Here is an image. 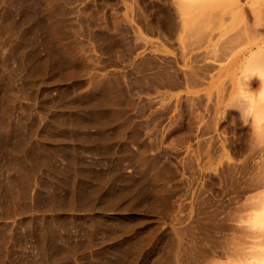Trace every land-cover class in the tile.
<instances>
[{
  "label": "rangeland",
  "instance_id": "obj_1",
  "mask_svg": "<svg viewBox=\"0 0 264 264\" xmlns=\"http://www.w3.org/2000/svg\"><path fill=\"white\" fill-rule=\"evenodd\" d=\"M48 2L0 0V264H264V0Z\"/></svg>",
  "mask_w": 264,
  "mask_h": 264
},
{
  "label": "bare ground",
  "instance_id": "obj_2",
  "mask_svg": "<svg viewBox=\"0 0 264 264\" xmlns=\"http://www.w3.org/2000/svg\"><path fill=\"white\" fill-rule=\"evenodd\" d=\"M50 1L52 2L53 0H50ZM40 2H41V1H40ZM51 2H50V3H51ZM50 3L48 2V3L45 5L44 8H46V9H45V10H46L45 13H46V15L49 17V20H53L52 18H54V17H53L52 15H53V14H56V13H54V12L52 13V12H51L52 10H51V7H50ZM189 3H190V2H189ZM38 4H39V3H38ZM42 4H43V3H42ZM55 5H56V3H55ZM43 6H44V5H43ZM52 7H54V6H52ZM189 7H190V6H189ZM55 8H56V6H55ZM186 8H188V7H186ZM192 8H194V7H192ZM38 9H39V7H38ZM184 9H185V8H184ZM261 9H262V8H261ZM186 10H187V9H186ZM259 10H260V9H259ZM43 11H44V10H43ZM43 11H42V12H43ZM53 11H54V10H53ZM205 12H206V11H205ZM43 13H44V12H43ZM51 14H52V15H51ZM189 14H190V13H189ZM196 14H197V13H196ZM257 14L260 15V14H262V12H259V13H258V11H257ZM56 15H57V14H56ZM260 16H261V18H262V15H260ZM260 16H259V17H260ZM41 17H42V16H41ZM56 17H58V16H56ZM116 17H117V16H116ZM116 17H115V18H116ZM194 17H195V16H194ZM115 18H114V19H115ZM189 18H190V17H189ZM91 19H92V18H91ZM128 19H129V18H128ZM49 20H48V21H49ZM55 20H56V19H55ZM58 20H59V19H58ZM58 20H57V22H58ZM124 20H125V17H124ZM204 20H205V19H204ZM45 22H47V21H45ZM50 22H51V21H50ZM60 22H62V21H60ZM194 22H195V21H194ZM47 23H49V22H47ZM55 23H56V22L53 21V22L51 23V26H52L53 24H55ZM113 23H114V22H113ZM115 23H116V21H115ZM121 23H122V22H121ZM58 24H59V22H58ZM58 24H56V25H58ZM104 24H105V23H104ZM56 25H55V26H56ZM62 25H63V24H62ZM110 25H111V24H110ZM122 25H123V24H122ZM193 25H194V24H193ZM47 26H48V25H47ZM80 26H81V25H80ZM114 26H115V24H114ZM188 26H189V25H188ZM194 26H195V25H194ZM61 27H62V26H61ZM186 27H187V26H186ZM53 28H54V27H53ZM58 28H60V24H59V27H58ZM62 28H63V27H62ZM91 28H92V27H91ZM190 28H191V26H190ZM51 29H52V28H51ZM88 29H89V28H88ZM188 29H189V28H188ZM188 29H187V30H188ZM56 30H57V29H56ZM56 30H55V31H56ZM60 30H61V29H60ZM60 30H59V32H60ZM64 30H66V29L64 28ZM190 30H191V29H190ZM49 32H50V31H49ZM51 32H52V31H51ZM59 32H58V33H59ZM185 32H186V30H185ZM188 32H192V30H191V31H188ZM195 32H196V31H195ZM195 32H193V33H188V34L191 35V34H194ZM242 32H243V31H242ZM54 33H57V31L54 32ZM58 33H57V35H58ZM183 33H184V31H183ZM237 33H238V32H237ZM64 34H65V33H64ZM238 34H239V33H238ZM257 34H258V36H259V39H258V40H259V41H258L259 44H257L256 47H257V49H258L259 51H261L260 48H261L262 45L264 44V30H263L262 32L257 33ZM47 35H48V34H47ZM185 35H186V34H185ZM236 35H237V34H236ZM239 35H240V34H239ZM244 35H245V33H244ZM244 35L242 34V35H240V36L243 37ZM45 36H46V35H45ZM52 36H53V35H52ZM61 36H62V35H61ZM193 36H194V35H193ZM234 36H235V34H234ZM234 36H232L233 39H234ZM253 36H255V34H254ZM256 36H257V35H256ZM256 36H255L254 38H257ZM49 37H50V36H49ZM59 37H60V34H59ZM188 37H189V36H188ZM194 37H196V36H194ZM51 38H52V37H51ZM53 38H54V37H53ZM53 38H52L51 40H54V39H55V38H54V39H53ZM57 38H58V37H57ZM229 38H230V40H233V39H231V37H229ZM229 38H227V39H229ZM237 38H238V37H237ZM46 39H47V38H46ZM235 39H236V38H235ZM252 39H253V38H252ZM236 40H237V39H236ZM236 40H233V41H236ZM253 40H254V39H253ZM56 41H57V39H56ZM58 41H61V39L58 40ZM147 41H148V40H147ZM237 41H239V40H237ZM256 41H257V40H256ZM145 42H146V41H145ZM149 42H150V41H149ZM192 42H193V41H192ZM228 42H229V41H228ZM228 42H227L226 44H228ZM231 42H232V41H231ZM61 43H62V42H61ZM232 43H233V42H232ZM232 43H231V44H232ZM223 44H224L225 47H227V46L225 45L224 42H223ZM229 44H230V42H229ZM234 44H235V42H234ZM45 45H46V44H45ZM47 45H48V44H47ZM58 45H59V44L57 43V47H58ZM55 46H56V45H55ZM55 46H54V47H55ZM68 46H69V45H68ZM68 46H67L66 48H68ZM228 46H230V45H228ZM230 47H231V46H230ZM230 47H229V48H230ZM234 47H235V46H234ZM63 48H65V47H63ZM80 48H81V47H80ZM214 48H215V46H214ZM223 48H224V47H223ZM229 48H228V49H229ZM68 49H69V48H68ZM221 49H222V48H221ZM235 49H236V47H235ZM58 50H60V49H58ZM66 50H67V49H66ZM222 50H223V49H222ZM222 50H221V51H222ZM225 50H226V49H225ZM258 50H257V51H258ZM263 50H264V47H263ZM62 51L65 52L64 50H62ZM227 51H228V50H227ZM232 51H233V44H232ZM85 52H86V51H85ZM184 52H185V51H184ZM223 52H225V51H223ZM223 52H222V54H224ZM53 53H54V52H53ZM189 53H190V52H189ZM230 53H231V49H230ZM256 53H257V52H256ZM262 53H264V51H263ZM184 54H185V53H184ZM46 55H47V54H46ZM262 55H264V54H262ZM252 56L254 57V55H251V57H252ZM86 57H87V56H86ZM187 57H188V55H187ZM189 58H190V57H189ZM186 59H187V58H186ZM254 59H255V58H254ZM261 59H262V58H261ZM187 61H188V60H187ZM262 62H264V59H262ZM185 64H186V63H185ZM185 64H184V65H185ZM261 65H262V63H261ZM187 67H189V66H187ZM191 68H192V67H191ZM85 69H86V68H85ZM189 69H190V68H189ZM189 69H188V70H189ZM90 70H91V69H90ZM191 70L193 71V68L190 69V71H191ZM194 71H195V70H194ZM194 71H193V72H194ZM186 73H187V72H186ZM195 73H196V72H195ZM96 74H97V73H96ZM189 74H190V72H189ZM189 74H188V75H189ZM67 75L69 76V74H67ZM188 75H187V76H188ZM71 76H72V75H71ZM98 76H99V75H98ZM63 77H64V76H63ZM63 77H62V78H63ZM72 77H74V76H72ZM76 77H77V75H76ZM95 77H96V76H95ZM192 77H193V75H192ZM197 77H198V75H197ZM67 78H70V77H67ZM92 78H93V76H92ZM99 78H100V76H99ZM193 78H194V77H193ZM195 78H196V76H195ZM63 79H64V78H63ZM95 79H97V77H96ZM187 79H189V78H187ZM66 80H67V79H66ZM99 80H100V79H99ZM185 80H186V79H185ZM191 80H192V79H191ZM198 80H199V79H198ZM198 80H197V81H198ZM92 81H96V80H92ZM194 81H195V80H194ZM194 81H193V82H194ZM99 82H100V81H99ZM94 83H95V82H94ZM96 83H97V82H96ZM187 83H188V81H187ZM194 83H195V82H194ZM188 84H189V83H188ZM101 85H102V84H101ZM103 85H104V84H103ZM105 85H107V84H105ZM189 85H192V84H189ZM94 86H95V85H94ZM104 87H105V86H104ZM96 88H97V87H96ZM107 90H108V89H107ZM109 101H110V100H109ZM251 216H252V215H251ZM253 216H254V215H253ZM260 222H261V221H260ZM262 223H263V221H262ZM259 224H260V223H259ZM256 225H258V224H256ZM262 225H263V224H261V226H262ZM162 237H163V236H162ZM257 242H258V241H257ZM258 244L260 245L261 243H258ZM258 244H256V245H258ZM254 247H255V245H254ZM166 248H167V247H166ZM252 248H253V245H252ZM170 249H171V248H170ZM172 251H173V250H172ZM173 253H174V252H173ZM161 255H162V254H161ZM174 256H176V255H174ZM170 258H172V257H170ZM166 259H167V258H166ZM173 259H174V258H173ZM160 260H162V259H160ZM175 262H176V261H175ZM175 262H174V264H175ZM220 264H221V263H220Z\"/></svg>",
  "mask_w": 264,
  "mask_h": 264
}]
</instances>
